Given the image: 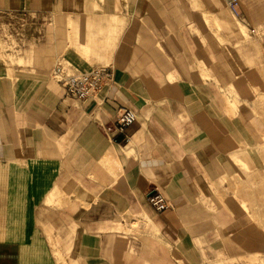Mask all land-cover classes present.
Wrapping results in <instances>:
<instances>
[{
    "label": "crops",
    "instance_id": "crops-1",
    "mask_svg": "<svg viewBox=\"0 0 264 264\" xmlns=\"http://www.w3.org/2000/svg\"><path fill=\"white\" fill-rule=\"evenodd\" d=\"M257 3L239 0L235 15L228 0H0V12L56 21L48 42L34 36L40 51L0 61V264H42L43 227H65L67 264H237L241 245L264 253L261 232L237 236L217 193L242 163L264 184ZM62 59L111 66L114 79L68 97L52 74ZM122 106L137 114L124 144L104 129ZM155 188L172 207L154 209Z\"/></svg>",
    "mask_w": 264,
    "mask_h": 264
},
{
    "label": "rangeland",
    "instance_id": "rangeland-1",
    "mask_svg": "<svg viewBox=\"0 0 264 264\" xmlns=\"http://www.w3.org/2000/svg\"><path fill=\"white\" fill-rule=\"evenodd\" d=\"M243 1L246 2V0ZM256 1L264 5V0ZM55 22L54 18L37 13L0 12V61L17 62L14 54L22 56L28 53L33 54L35 50L40 51V44L44 40L48 42L51 39L53 29L56 26ZM239 24L243 31L246 30V33L249 34L247 28L245 29L241 23ZM72 29V33H74V28ZM42 32H45L47 38L41 40L38 37L37 40L36 37L43 35ZM30 33L33 36L29 37ZM35 35L36 37H34ZM69 39H73V37L69 36ZM61 61L71 69L72 63L69 60L62 59ZM224 180L232 182H229L226 187L221 185L217 193L221 199V206L229 212L227 218L230 227H240L237 236L239 232L242 235L244 227H252V230H256L258 234L261 232L264 236V184L257 182L259 180L257 174L252 170V167L242 163L235 177ZM243 204H247L248 209L244 208ZM224 225L226 224H221L222 227H226ZM63 233H66L65 227H43L42 248L40 247L42 250H39L42 251L41 254L43 255L39 258L42 264H67V262H71L69 247L65 243ZM59 245L64 252L63 257L56 251ZM236 254L239 255L237 264H244L245 261L246 264H264V253L254 247L245 248L241 245L236 248ZM76 262L80 264L78 259Z\"/></svg>",
    "mask_w": 264,
    "mask_h": 264
},
{
    "label": "built area",
    "instance_id": "built-area-1",
    "mask_svg": "<svg viewBox=\"0 0 264 264\" xmlns=\"http://www.w3.org/2000/svg\"><path fill=\"white\" fill-rule=\"evenodd\" d=\"M239 0H228L233 14L238 15ZM53 78L62 86L64 94L76 99H88L96 95L99 88L107 81L114 79V69L111 66L95 67L88 71L73 70L62 61L56 63L52 70ZM137 120V114L131 107L119 108L114 122L105 125L106 133L120 144L130 140L129 127ZM148 200L156 211L162 212L172 207L171 201L158 188L149 193Z\"/></svg>",
    "mask_w": 264,
    "mask_h": 264
},
{
    "label": "bare ground",
    "instance_id": "bare-ground-1",
    "mask_svg": "<svg viewBox=\"0 0 264 264\" xmlns=\"http://www.w3.org/2000/svg\"><path fill=\"white\" fill-rule=\"evenodd\" d=\"M243 25V24H242ZM243 27L245 28V26L243 25ZM245 203V202H244ZM244 208L246 207L248 209L247 204H243ZM248 214L250 215V212L248 211Z\"/></svg>",
    "mask_w": 264,
    "mask_h": 264
}]
</instances>
